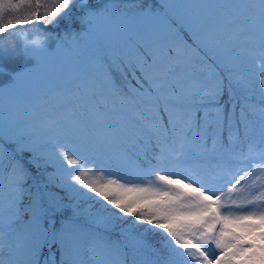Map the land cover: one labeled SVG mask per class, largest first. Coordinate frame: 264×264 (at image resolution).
I'll return each mask as SVG.
<instances>
[{
    "label": "snow or ice",
    "instance_id": "1",
    "mask_svg": "<svg viewBox=\"0 0 264 264\" xmlns=\"http://www.w3.org/2000/svg\"><path fill=\"white\" fill-rule=\"evenodd\" d=\"M125 9L0 0V264H264V0ZM74 16L80 32L45 30ZM116 19L143 24L92 45L78 102L20 118L14 94L45 60ZM253 80L261 104L237 115Z\"/></svg>",
    "mask_w": 264,
    "mask_h": 264
},
{
    "label": "rangeland",
    "instance_id": "2",
    "mask_svg": "<svg viewBox=\"0 0 264 264\" xmlns=\"http://www.w3.org/2000/svg\"><path fill=\"white\" fill-rule=\"evenodd\" d=\"M173 2H178V0H173ZM116 3L120 5L121 11H139V9H125V5L129 4L119 3L118 1ZM139 3L142 7H146L149 4L153 5L154 8L158 6V0H139ZM75 20L77 28L69 29L67 30L68 32L81 31L79 20ZM66 21L67 20L61 21L60 24L65 26ZM142 24V21L134 19H116L108 25H100L86 40H82L79 43H73L71 40L65 41L61 50L45 60L41 70L34 76L33 82L14 94L18 97L16 106L20 118L38 123L46 122L55 114L63 111L66 105L77 103L80 97L74 98L70 94L77 92L81 88L82 81L89 73L91 68L90 56L92 45L97 40L112 41L118 38L122 32L134 30ZM65 32L59 31L57 35L54 36H62ZM53 48H55V44H53ZM25 64L26 61L24 58L20 57L12 63V67L19 70L24 68ZM114 75L117 76V81L119 82L118 74L114 73ZM6 81L7 77L0 76V82ZM256 88L255 81L253 80L252 87L248 91H236L235 93L244 96L248 103L260 105L261 96L258 90L256 94L253 92ZM225 90L226 88L224 86V93ZM61 92L65 93V95H61ZM82 96L83 93L81 92V97ZM227 98H229V95ZM225 100L227 99L225 98ZM254 139L260 140L259 117L254 125ZM63 217L72 218L71 209L66 210L63 213ZM75 222L80 225L84 231H95L94 228H96V226L92 224L87 216H79L76 218ZM99 230L101 233L104 231L103 228H99ZM157 239L158 238H150V242L155 243ZM107 259L108 264H118V260L114 256L108 257Z\"/></svg>",
    "mask_w": 264,
    "mask_h": 264
},
{
    "label": "trees",
    "instance_id": "3",
    "mask_svg": "<svg viewBox=\"0 0 264 264\" xmlns=\"http://www.w3.org/2000/svg\"><path fill=\"white\" fill-rule=\"evenodd\" d=\"M107 2V0H104L100 5H102L103 3ZM117 2V1H115ZM119 3H123V4H133V3H136L137 0H133V1H118ZM76 17L73 19V26H72V29H76L77 28V23H76ZM60 30H54L52 32H50L52 35H57V33L59 32ZM48 32V31H47ZM197 67H199V65L197 64ZM225 98L226 96H223V99L222 101L225 102ZM25 156H27V154H25ZM30 167V166H29ZM51 170V169H50ZM32 172H33V175H35V169H32ZM100 231V230H99ZM112 237H115L114 235ZM116 238V237H115Z\"/></svg>",
    "mask_w": 264,
    "mask_h": 264
},
{
    "label": "water",
    "instance_id": "4",
    "mask_svg": "<svg viewBox=\"0 0 264 264\" xmlns=\"http://www.w3.org/2000/svg\"><path fill=\"white\" fill-rule=\"evenodd\" d=\"M69 22V21H68ZM25 27H27V26H25ZM66 28V27H65Z\"/></svg>",
    "mask_w": 264,
    "mask_h": 264
}]
</instances>
